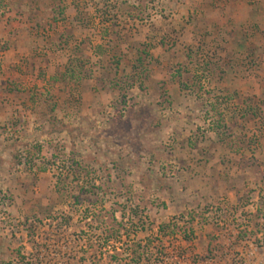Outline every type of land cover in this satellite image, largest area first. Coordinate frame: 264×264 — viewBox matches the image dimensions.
<instances>
[{
    "label": "rangeland",
    "instance_id": "obj_1",
    "mask_svg": "<svg viewBox=\"0 0 264 264\" xmlns=\"http://www.w3.org/2000/svg\"><path fill=\"white\" fill-rule=\"evenodd\" d=\"M0 264H264V0H0Z\"/></svg>",
    "mask_w": 264,
    "mask_h": 264
},
{
    "label": "trees",
    "instance_id": "obj_2",
    "mask_svg": "<svg viewBox=\"0 0 264 264\" xmlns=\"http://www.w3.org/2000/svg\"><path fill=\"white\" fill-rule=\"evenodd\" d=\"M72 77H73V76H72ZM74 77H75V74H74ZM113 233H114V232L111 231V232L108 234V238L113 237V236H114ZM33 234H34V233H32L31 235L34 236ZM132 254H133L134 256H136V254H138V257H137V258H136V257L133 258V261H135V262H138V260L140 261V260H141L140 257L143 256V255H141L140 253H138V251H136V250H133V251H132ZM137 259H138V260H137Z\"/></svg>",
    "mask_w": 264,
    "mask_h": 264
},
{
    "label": "crops",
    "instance_id": "obj_3",
    "mask_svg": "<svg viewBox=\"0 0 264 264\" xmlns=\"http://www.w3.org/2000/svg\"><path fill=\"white\" fill-rule=\"evenodd\" d=\"M12 56H15V55H12ZM19 56H15V57H11L10 59H17ZM19 60V59H18Z\"/></svg>",
    "mask_w": 264,
    "mask_h": 264
}]
</instances>
